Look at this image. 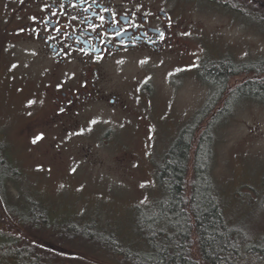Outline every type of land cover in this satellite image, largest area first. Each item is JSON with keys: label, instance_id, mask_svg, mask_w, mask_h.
<instances>
[{"label": "rangeland", "instance_id": "374dc122", "mask_svg": "<svg viewBox=\"0 0 264 264\" xmlns=\"http://www.w3.org/2000/svg\"><path fill=\"white\" fill-rule=\"evenodd\" d=\"M168 1L177 6L189 34L187 49L110 65L102 83L109 99L82 106L63 126L48 125L35 133L25 130L29 116L24 110L47 99L43 96L42 100L40 94L39 85L44 82L36 83L45 79V72L38 68L32 52L17 44L0 68V142L21 173L23 193L40 201L51 221L70 231L61 234L29 227L30 235H26L17 220L3 212L5 228L54 246L53 253L60 259L115 264L111 257L94 251L96 243L84 242L90 235L82 234V227L92 221L99 232L107 229L123 245L126 239L136 238V209L165 196L157 170L167 149L210 100L200 74L203 64L225 61L236 67L262 64L264 68V19L257 20L253 10L245 19L213 0ZM14 64L17 67L12 68ZM253 77L241 74L232 80L242 84ZM32 99L37 102L29 104ZM48 104L38 111V118L46 119ZM215 116L219 118L212 126L210 168L215 192L231 223L240 225L246 239L262 242L264 102L237 99L228 106L218 102L200 129ZM40 134L43 139L33 143ZM7 191L17 202L16 185H7ZM76 229L80 238L67 243ZM250 256L253 264H264V252H250L247 264H251Z\"/></svg>", "mask_w": 264, "mask_h": 264}, {"label": "trees", "instance_id": "16d2710c", "mask_svg": "<svg viewBox=\"0 0 264 264\" xmlns=\"http://www.w3.org/2000/svg\"><path fill=\"white\" fill-rule=\"evenodd\" d=\"M200 1L210 3V0ZM213 1L245 19L251 16L252 10L257 20L264 19V0ZM232 1H236L234 5H231ZM213 64H218L217 68L201 73L205 81L220 91L229 76L253 74L252 79L240 84L235 100L264 102L262 64L236 67L224 61L208 65ZM214 101L207 103L167 149L157 170L165 196L147 208L136 209L134 226L137 235L134 240L126 239L123 245L112 232L108 231L107 235V229L99 232L93 221L82 227V234L90 235L84 242L96 243L98 247L94 251L97 254L111 257L115 264H247L250 252L252 255L264 252V241L257 243L246 239L240 225L231 223L214 189L210 176L214 146L212 126L219 116L200 129L204 118L217 104ZM226 104L228 106L230 102ZM225 111L226 108L222 110ZM6 153L7 146L0 142V264H76L72 259L56 256L54 246L32 241L27 236L22 238L5 228L8 223L3 212L17 220L23 233H28L26 228L29 227L61 234L70 231L63 229L64 225H58L57 221H51L40 201L23 193L21 173ZM190 166L192 177L188 179ZM11 183L19 192L17 202L12 201L7 191V185ZM77 231L67 243L80 238Z\"/></svg>", "mask_w": 264, "mask_h": 264}, {"label": "flooded vegetation", "instance_id": "af4514ba", "mask_svg": "<svg viewBox=\"0 0 264 264\" xmlns=\"http://www.w3.org/2000/svg\"><path fill=\"white\" fill-rule=\"evenodd\" d=\"M186 33L177 6L168 0H0V68L19 44L45 72L36 83L44 82L40 94L47 99L24 110L25 130L35 133L63 126L82 106L109 99L102 83L110 65L182 53ZM217 66L203 65L200 74ZM234 77L220 91L205 81L209 101L235 100L240 84ZM48 103L46 119L38 118Z\"/></svg>", "mask_w": 264, "mask_h": 264}, {"label": "snow or ice", "instance_id": "6c2138e0", "mask_svg": "<svg viewBox=\"0 0 264 264\" xmlns=\"http://www.w3.org/2000/svg\"><path fill=\"white\" fill-rule=\"evenodd\" d=\"M101 19H103V17H101ZM187 34V33H186ZM161 36H163V34H161ZM141 63H144L143 61L141 62ZM15 67H17V65H12V68H15ZM58 87H59V85H58ZM32 103H34V101H29V104H32ZM93 123H95V121H93ZM41 139H43V134H40V135H38V136H36L34 139H33V143H36L37 141H39V140H41ZM73 171H75V169H73ZM141 186H143V185H141Z\"/></svg>", "mask_w": 264, "mask_h": 264}]
</instances>
